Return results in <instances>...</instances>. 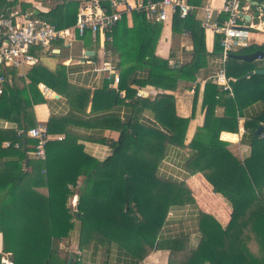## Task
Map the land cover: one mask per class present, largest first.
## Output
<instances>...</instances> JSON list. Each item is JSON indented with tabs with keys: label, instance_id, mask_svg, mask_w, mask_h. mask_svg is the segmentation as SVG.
I'll return each instance as SVG.
<instances>
[{
	"label": "trees",
	"instance_id": "16d2710c",
	"mask_svg": "<svg viewBox=\"0 0 264 264\" xmlns=\"http://www.w3.org/2000/svg\"><path fill=\"white\" fill-rule=\"evenodd\" d=\"M245 1H240V7ZM251 1L264 5V0ZM62 2L48 13L35 16L57 28L74 25L79 0ZM131 16L135 24L124 30L131 44L123 48L118 41L125 27V14L113 34L111 63L120 69L118 90H125L124 98L118 101V93L110 89L115 95L114 105H123L125 99L136 95V90L123 81L135 69L147 70L146 77L133 80L132 84L138 88L152 86L173 91L179 81H195L194 74L205 65L208 56L200 23L192 16L185 19L172 16V31L189 32L193 44L191 61L177 69L155 55L160 26L148 22L142 12H131ZM220 48L216 39L213 51ZM262 48L264 45H251L238 53H252ZM31 53L37 57L44 54L41 48L31 49ZM115 55L119 59L116 64ZM256 69L254 62L228 57L226 77L235 80L229 81L232 97L211 82L204 86L203 105L208 113L216 106L223 109V114L213 118L211 126L196 129L187 146L191 151L187 169L191 173L201 172L211 186L235 194L237 201L226 225L210 214L199 217L200 242L196 249L188 250L183 247L186 237L163 239L159 235L169 209L193 203V197L181 183L158 175V166L168 147H185L188 119L169 121L157 116L156 120L167 130L160 132L129 116L122 119L118 112L87 113L91 91L84 89L74 94L66 115L49 117L48 133L62 135L63 139L48 141L46 159L35 160L28 155L35 141L26 133L36 125L34 106L46 102L38 84L65 98L64 67L50 70L39 61L25 76H19L15 69L0 63V74L4 78L0 121L14 125L8 129L0 127L2 253L10 254L14 264H65L57 255L58 246L77 221L80 254L78 258L74 256L70 264H84V252L95 253L98 247L101 251L98 264H139L154 250L168 251L169 264H264V140L260 139L261 133L255 134L264 124V106L244 121L243 139L251 147L247 159L240 160L228 150V144L219 141L220 132L236 130L237 116L243 109L256 102L264 105V75L239 80ZM136 100L143 108L151 103L141 96ZM70 125L108 129L117 132L118 138L111 141L77 136L69 131ZM224 137L235 139L230 135ZM80 139L108 145L110 155L98 161L84 151ZM5 142L9 143L8 147L3 145ZM15 144L18 147H14ZM72 196L77 197L73 210L67 206ZM250 240L257 244L253 251L248 246Z\"/></svg>",
	"mask_w": 264,
	"mask_h": 264
},
{
	"label": "crops",
	"instance_id": "0c3cea01",
	"mask_svg": "<svg viewBox=\"0 0 264 264\" xmlns=\"http://www.w3.org/2000/svg\"><path fill=\"white\" fill-rule=\"evenodd\" d=\"M62 1L63 0H0V11L10 13L16 10H24L31 11L34 15H38V13H48L56 5H61L63 3ZM67 1L69 0H65L64 3H67ZM187 1L196 7L210 3L211 7L214 9L212 14L213 18L218 22L222 21L223 15L220 14L219 10L223 4V0H200L199 4L191 3L196 0ZM250 1L251 0H246L244 7H246L245 14L249 16V21L251 22V11L253 10L256 12L257 9L253 6L254 9H251L249 4ZM260 15V22H263L264 26V11L261 12ZM191 16L200 23V14L194 13ZM60 19L64 22V15H61ZM124 20L125 27H123V31L119 33L118 37L119 44H121L123 48L124 46L131 44V38L126 35L124 30L131 29L135 24L133 17L129 13L125 15ZM251 24L256 25V30L251 34L250 46L257 45L261 47L264 45V28L260 27L258 25L259 23L253 24L251 22ZM158 25L160 26V34L154 49L155 55L166 59L168 66L171 68L178 69L180 66L189 63L193 57V44L190 33L182 30L173 32L172 17L169 22ZM203 30L205 49L208 56L206 57L205 65L194 74L195 81H179L176 89L171 91L152 86L138 88V86L133 85V80L143 79L147 76V70L144 69H135L131 74L123 78V81L125 80L124 82L127 86L136 90V93H140L142 98L151 101L148 108H143L141 106L136 100L138 98L136 95L132 99H125L123 105H114V92L110 91L109 87L106 88L109 80L107 79L106 72L100 69L103 62L110 61L111 63V55L109 58L104 55L99 44L94 42L89 35L82 39H78L70 48L63 45L62 42H56L51 47V53H44L40 57V62L50 70H55L60 66L64 67L63 71L67 82L66 97L64 98L48 88L50 90V96L45 98L46 102L34 106L36 123L46 125L51 115L64 116L70 111V100L77 91L88 89L91 91V99L86 108L87 113L94 112L97 114H111L118 112L122 119L129 116L146 127L160 132H167V130L156 120L157 116L169 121H174L176 118L188 119L184 140L185 147H168L166 156L158 166V175L161 178L181 183L194 200L193 203L174 206L169 209L159 236L163 239L184 236L186 237V241H184L183 247L188 250H194L199 245V217L205 214H210L213 215L222 225H226L237 201V196L235 194L211 186L201 172L191 173L187 169V163L191 156V151L187 146L191 142L196 129L203 127L204 125L207 127L211 126L213 118L220 117L223 114V109L216 106L208 113V110L203 105L205 84L210 82L209 78L216 75L220 70L224 69L225 71L226 63L222 62L221 50H218L217 52L213 51V45L216 42V39H218V36L211 30ZM113 41L106 47L109 49L110 54ZM261 50L264 51V48ZM82 53L87 54L90 59L89 61L95 62V67L85 66L80 63V61H82L80 59L82 58ZM115 57L116 59L114 61L116 64L119 60V54L118 57L116 55ZM254 64L257 69L264 67L261 61H255ZM112 66L114 73L118 75L120 79V69L114 66V64H112ZM126 67H128V65L121 67V69ZM228 79L229 81H235L234 79ZM112 90L115 91V89ZM120 91L125 95L124 89H121ZM124 95L118 94V101H121ZM228 96L232 97V95L229 94ZM263 106L262 102H256L246 107L241 111V114L237 116L236 130L232 132H230V130L222 131L219 134V141L228 144V150L242 161L247 159L251 154L249 142L247 140L244 141L243 139L246 134L243 126L244 121L259 113L263 109ZM1 123L2 121H0V126ZM9 127H13V125H10ZM68 129L72 134L81 137L92 136L106 138L111 141H116L118 138L117 132L108 129H86L74 125H70ZM224 135L234 136L235 139L231 140L225 138ZM51 136H60L63 139L62 135ZM260 139L264 140V137H260ZM80 142L83 145L84 151L98 161H103L110 155V147L104 143L81 139ZM73 198L74 196L70 197L67 204L71 210L74 209L76 204H73ZM44 221L41 222L43 223ZM79 237L80 224L77 221H74L73 227L68 236L63 239L58 246L57 255L60 257L58 258L64 259L66 262L65 264H67V258H69V256L73 257L71 261L74 260V256H77L78 258L79 254L77 252L80 253L78 249ZM248 246L251 251H253L257 244L253 240H250ZM94 251L95 253L84 252V264H98L100 262V247ZM0 255H6L2 253L1 234ZM113 263H115V259ZM139 264H169V252L166 250H154Z\"/></svg>",
	"mask_w": 264,
	"mask_h": 264
},
{
	"label": "built area",
	"instance_id": "2783aa9c",
	"mask_svg": "<svg viewBox=\"0 0 264 264\" xmlns=\"http://www.w3.org/2000/svg\"><path fill=\"white\" fill-rule=\"evenodd\" d=\"M240 1L223 0L219 10L223 15L221 22L213 18L214 9L210 3L196 7L187 0H79L76 22L68 28H57L35 16L31 11L16 10L10 13L0 11V63L15 69L19 76H25L40 61V57L32 54L31 49L41 48L44 53H51V47L56 42H62L63 45L70 48L78 39L88 35L99 44L104 55L109 58L110 52L106 47L113 41L116 26L123 14H131V12H142L148 21L158 24L169 22L173 15H177L179 19H185L194 13L200 14L201 27L211 30L218 36L222 62L225 63L230 54L238 53L250 46L251 34L256 30V25H252L249 16L245 14L246 7H240ZM260 13L257 15L259 21L261 20ZM258 25L264 28L263 22H259ZM81 57L80 63L95 67V62L89 61L87 54L82 53ZM100 69L107 74L108 87L115 89L118 94L124 95L117 89L119 77L114 73L110 61L103 62ZM209 81L216 84L221 92L232 95L229 79L226 77L224 69L210 77ZM3 84L4 78L0 74V94ZM38 89L44 98L50 96V90L44 84H38ZM136 96L140 97L141 94L136 93ZM10 125L13 124L2 121L0 127L3 129L12 128L9 127ZM263 130L264 125H262L260 134L262 138L264 137ZM16 131L21 134V131L17 129ZM26 135L35 141L32 151L28 153L29 157L40 161L46 159V143L52 139H62L60 136H51L46 125L42 123H36L27 131ZM3 145L8 147L9 143L5 142ZM14 147H18V144H15ZM72 202L76 203L75 196ZM0 264H14L10 254L1 256Z\"/></svg>",
	"mask_w": 264,
	"mask_h": 264
},
{
	"label": "water",
	"instance_id": "95a60500",
	"mask_svg": "<svg viewBox=\"0 0 264 264\" xmlns=\"http://www.w3.org/2000/svg\"><path fill=\"white\" fill-rule=\"evenodd\" d=\"M249 4H250V6L256 7L258 12L264 11V5L263 4H259L256 1H250ZM229 57L237 59V60H241L244 62L261 61L264 65V51H262V50H257L255 52L247 53V54H239V53L230 54ZM252 75H264V67L246 73L245 75L240 77L239 80L249 78ZM56 97H57V95H56ZM261 131H262V125H260L257 128L255 134L259 135L261 133ZM72 259H73V257L69 256L67 264H70Z\"/></svg>",
	"mask_w": 264,
	"mask_h": 264
},
{
	"label": "rangeland",
	"instance_id": "374dc122",
	"mask_svg": "<svg viewBox=\"0 0 264 264\" xmlns=\"http://www.w3.org/2000/svg\"><path fill=\"white\" fill-rule=\"evenodd\" d=\"M257 12V11H256ZM256 12L255 11H251V16H252V18H251V22L253 23V24H257V23H259L260 21L257 19V14H256ZM245 52H248V51H245Z\"/></svg>",
	"mask_w": 264,
	"mask_h": 264
}]
</instances>
